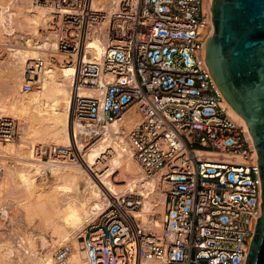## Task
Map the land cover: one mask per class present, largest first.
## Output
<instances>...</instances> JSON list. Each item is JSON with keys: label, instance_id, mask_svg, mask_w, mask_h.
Returning <instances> with one entry per match:
<instances>
[{"label": "built area", "instance_id": "1", "mask_svg": "<svg viewBox=\"0 0 264 264\" xmlns=\"http://www.w3.org/2000/svg\"><path fill=\"white\" fill-rule=\"evenodd\" d=\"M50 8L53 53L24 66L30 91L52 55L74 61L68 145L36 146L35 156L60 166L81 163L89 147L132 110L126 131L142 171L165 188L159 226L134 213L133 191L112 202L76 234L85 264H244L261 215L258 154L222 105L203 53L212 31L207 0H119L109 13L89 0H35ZM96 37L103 52L86 40ZM58 58V56H57ZM90 92V95L81 94ZM16 119L0 116V141L14 138ZM62 246L55 263L65 264Z\"/></svg>", "mask_w": 264, "mask_h": 264}, {"label": "bare ground", "instance_id": "2", "mask_svg": "<svg viewBox=\"0 0 264 264\" xmlns=\"http://www.w3.org/2000/svg\"><path fill=\"white\" fill-rule=\"evenodd\" d=\"M118 2L89 0L92 6L109 13ZM3 4L7 7L0 4V20H3L0 25L22 30L37 41L25 37L24 42L13 45L0 41L1 46L7 47H4L7 55L0 56V116L18 119L17 141L0 142V190L4 189L3 185H7L8 190L4 191L7 194H0V199L3 197L1 207L6 210V195L13 196L16 199L12 203L25 211L28 218L34 213L40 217L34 227L42 231L37 236L42 252L35 249L31 239L36 235L28 236L25 244L24 236H19V247L0 242V264H56L49 247L55 248L64 242L69 249L65 264H85L77 251L76 234L110 205L113 197L128 191L143 195V206L134 213L135 217L143 224L159 226L165 188L159 184L156 175H146L133 157L126 139V131L135 121L132 110L124 115L121 124L124 130L117 122L108 125L105 134L87 149L81 163L60 166L40 161L35 156L36 146L49 143L65 146L70 141L71 85L77 66L65 56L52 55L55 59L48 61L37 83L25 92L22 88L25 62L37 55L53 53L57 47L52 32L41 35L38 31L39 26L46 29L52 14L48 6L39 5L35 0H4ZM207 4L210 9V0ZM86 44L97 55L103 52L101 39L93 37L87 39ZM222 97L227 113L243 127L246 138L254 145L245 119ZM7 158L11 160H5ZM45 175V184L41 186ZM137 264L158 263L142 258Z\"/></svg>", "mask_w": 264, "mask_h": 264}, {"label": "water", "instance_id": "3", "mask_svg": "<svg viewBox=\"0 0 264 264\" xmlns=\"http://www.w3.org/2000/svg\"><path fill=\"white\" fill-rule=\"evenodd\" d=\"M203 58L226 101L246 121L258 154L261 215L244 264H264V0H210Z\"/></svg>", "mask_w": 264, "mask_h": 264}, {"label": "rangeland", "instance_id": "4", "mask_svg": "<svg viewBox=\"0 0 264 264\" xmlns=\"http://www.w3.org/2000/svg\"><path fill=\"white\" fill-rule=\"evenodd\" d=\"M3 1L4 0H0V4L1 6L3 7H7L3 4ZM39 5H43V4H39ZM52 16V15H51ZM1 21H3L2 19L0 20V23ZM4 26V27H3ZM6 25L5 24H1L0 25V41H2L3 43H7L9 45H13L15 44L16 42H24L25 39H23L24 37L27 38V39H31V40H34L35 42L37 41L35 37H33L32 35H28L26 32H21L20 30H15L9 26L5 27ZM11 28V29H10ZM13 29V30H12ZM47 29V28H46ZM43 26H39L38 27V31H39V34H43L45 32H50L48 30H46ZM49 34V33H47ZM53 34V33H52ZM7 48L6 46H1L0 45V56H3L5 57L7 54L6 52V49ZM9 117H13V116H9ZM15 118V117H13ZM16 119V118H15ZM16 122H17V127H18V119H16ZM17 128H16V132H15V136L14 138L10 139L9 141L7 142H4V143H14L17 141ZM1 142V141H0ZM50 144V143H49ZM5 160H11L10 158L8 159H5ZM0 163H1V160H0ZM1 166V164H0ZM45 176H43V180L41 182V186H43L45 184ZM4 188L3 190H0V194H2L1 196H3V194H7L6 192L4 193V191H7L6 188H7V185H3ZM1 189V188H0ZM2 191V192H1ZM136 193V192H135ZM5 196V195H4ZM6 197L8 198H5V201L6 203L4 204L5 206H8V208H6V210H2V203L3 201H1V199L3 197H1L0 199V242L2 243H7L9 242V245L12 246V247H19L18 243L20 244L21 242H19V236H24V244H25V241H28L29 239L27 238H31V237H34L36 235V238H31L33 240V244H35V249L39 252H42V248H40V244H39V240H38V235H40V233L42 231H40L38 228H35L34 226L40 221V217H38V215L36 213H34V215L32 214L31 216H29V218L26 216V214L24 213L25 211H23L21 208L19 209L18 205H14L12 203V201L14 202L16 198H11V196L9 195H6ZM7 201H8V204H7ZM11 203V205H10ZM13 205V206H12ZM18 206V207H17ZM3 211V212H2ZM25 214V215H24ZM32 219V220H30ZM31 221V222H30ZM34 234V236H33ZM46 235V234H45ZM29 236V237H28ZM48 238L49 235L47 234L46 235ZM36 241V242H35ZM35 242V243H34ZM0 243V244H1ZM27 243V242H26ZM70 242H67V244L69 245L70 247ZM8 244V243H7ZM66 243L64 242L63 244L61 245H56L55 248L54 247H49L51 250H52V257L55 259V253L57 251L58 248L62 247V246H66L65 245ZM71 248V247H70ZM1 250V249H0ZM71 250V249H70ZM45 250H43V252H45ZM55 261V260H54Z\"/></svg>", "mask_w": 264, "mask_h": 264}]
</instances>
